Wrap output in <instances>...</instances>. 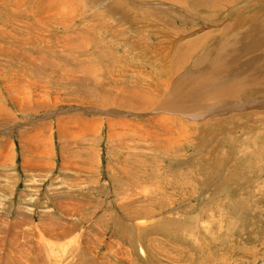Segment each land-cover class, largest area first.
<instances>
[{
    "label": "rangeland",
    "instance_id": "1",
    "mask_svg": "<svg viewBox=\"0 0 264 264\" xmlns=\"http://www.w3.org/2000/svg\"><path fill=\"white\" fill-rule=\"evenodd\" d=\"M0 264H264V0H0Z\"/></svg>",
    "mask_w": 264,
    "mask_h": 264
},
{
    "label": "bare ground",
    "instance_id": "2",
    "mask_svg": "<svg viewBox=\"0 0 264 264\" xmlns=\"http://www.w3.org/2000/svg\"><path fill=\"white\" fill-rule=\"evenodd\" d=\"M47 245V244H46ZM62 245V244H61ZM50 246H52V244L50 245ZM49 246V247H50ZM55 247V246H54ZM60 247V246H59ZM68 247V246H67ZM63 248H65V247H63ZM48 250H49V248H47ZM59 249H61L62 250V248L60 247ZM56 250V249H55ZM52 250H50L49 252H51ZM60 251V250H59ZM52 252H54V251H52ZM55 252H57V251H55ZM61 252V251H60ZM51 254V253H50Z\"/></svg>",
    "mask_w": 264,
    "mask_h": 264
},
{
    "label": "crops",
    "instance_id": "3",
    "mask_svg": "<svg viewBox=\"0 0 264 264\" xmlns=\"http://www.w3.org/2000/svg\"><path fill=\"white\" fill-rule=\"evenodd\" d=\"M9 178V177H8Z\"/></svg>",
    "mask_w": 264,
    "mask_h": 264
}]
</instances>
